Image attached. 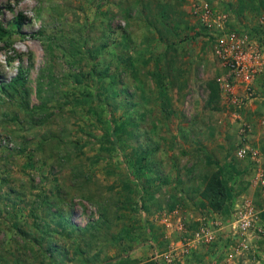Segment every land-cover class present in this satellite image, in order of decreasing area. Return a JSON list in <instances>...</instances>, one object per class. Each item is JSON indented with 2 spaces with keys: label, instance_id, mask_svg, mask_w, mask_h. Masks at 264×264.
<instances>
[{
  "label": "rangeland",
  "instance_id": "1",
  "mask_svg": "<svg viewBox=\"0 0 264 264\" xmlns=\"http://www.w3.org/2000/svg\"><path fill=\"white\" fill-rule=\"evenodd\" d=\"M0 18V264H264V67L246 80L214 48L264 46V0H0Z\"/></svg>",
  "mask_w": 264,
  "mask_h": 264
},
{
  "label": "built area",
  "instance_id": "2",
  "mask_svg": "<svg viewBox=\"0 0 264 264\" xmlns=\"http://www.w3.org/2000/svg\"><path fill=\"white\" fill-rule=\"evenodd\" d=\"M214 48L217 57L232 71L243 74L246 80H251L250 78L264 67V46L252 43L247 34L224 31L216 37ZM246 154V148L239 150L240 156ZM244 201L238 213V222L233 225L246 231L255 224L257 210L252 200Z\"/></svg>",
  "mask_w": 264,
  "mask_h": 264
},
{
  "label": "trees",
  "instance_id": "3",
  "mask_svg": "<svg viewBox=\"0 0 264 264\" xmlns=\"http://www.w3.org/2000/svg\"><path fill=\"white\" fill-rule=\"evenodd\" d=\"M22 16H19L16 19L17 27L21 26ZM11 34L9 30L1 21L0 18V39H3ZM211 84V101L219 98V83L216 80L210 81ZM9 88L16 89L18 91L27 92L25 74L23 70H20L19 73L15 76L13 82L9 83ZM21 91V92H22ZM27 95V93H24ZM201 196L204 200L207 201L209 207L214 211L222 210L230 199V193L227 189V186L223 180L222 172L219 169H216L211 172L204 189L201 192Z\"/></svg>",
  "mask_w": 264,
  "mask_h": 264
}]
</instances>
